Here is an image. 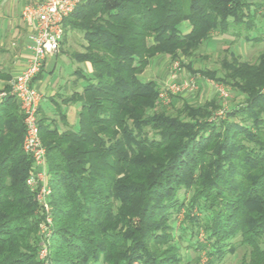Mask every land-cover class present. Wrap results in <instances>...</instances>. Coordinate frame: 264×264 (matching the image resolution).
Segmentation results:
<instances>
[{"label":"trees","instance_id":"trees-1","mask_svg":"<svg viewBox=\"0 0 264 264\" xmlns=\"http://www.w3.org/2000/svg\"><path fill=\"white\" fill-rule=\"evenodd\" d=\"M63 28L82 35L83 52L72 56L91 72L75 96L77 130L60 134L38 118L51 189L48 254L38 259L45 216L26 186L32 162L8 92L0 104V264H201L183 262L172 244L171 221L184 208L181 229L204 231L206 264L234 254V240L250 248L247 264H264V51L253 63L229 52L218 70L197 71L238 101L219 122L210 120L217 99L175 107L180 99L169 96L168 112L158 84L140 80L153 59H190L213 35L249 41L258 28L253 41L263 42L264 2L82 0Z\"/></svg>","mask_w":264,"mask_h":264},{"label":"built area","instance_id":"built-area-1","mask_svg":"<svg viewBox=\"0 0 264 264\" xmlns=\"http://www.w3.org/2000/svg\"><path fill=\"white\" fill-rule=\"evenodd\" d=\"M81 1L39 0L35 4H26L20 13L27 32L25 56L22 69L11 82L9 94L14 96L19 103L24 125L22 149L32 162L26 186L33 194L39 211L45 216L39 226L43 237V245L39 253L43 261L48 254V244L52 233L48 205L51 189L48 186L46 149L41 141L38 126V110L42 95L34 86V82L44 69L47 58L59 52L64 38L63 22ZM173 69L179 70L178 62L173 64ZM215 87L222 101L218 112L221 118L228 109L225 101L230 98L231 94L228 87L223 84H216ZM193 88L192 81L168 82L161 88L159 98L163 103H169V96L179 94L184 90L191 91ZM5 96L6 93H0V98Z\"/></svg>","mask_w":264,"mask_h":264},{"label":"crops","instance_id":"crops-1","mask_svg":"<svg viewBox=\"0 0 264 264\" xmlns=\"http://www.w3.org/2000/svg\"><path fill=\"white\" fill-rule=\"evenodd\" d=\"M38 1L2 0L0 2V93L7 94L10 91L14 76L23 67L27 32L20 17L21 10L26 4H35ZM164 58L170 59L166 56L153 59L141 77L147 81L155 79L154 82L159 87L162 85L160 79L164 76L168 82L175 79L176 72L180 70H174L175 76L172 75L173 64L176 61L170 60L173 64L171 63L166 71L161 70L162 65L155 64L159 62L156 60ZM67 63L68 67H66ZM151 63H153V71L150 69ZM90 72L91 67L88 63L78 62L72 54L68 56L64 51L59 50L57 54L47 58L44 69L34 82V86L42 95L38 118L43 119L45 126L56 129L60 134L68 130H77L80 104L75 100V96L81 93L86 85L85 77ZM154 73L156 78H152ZM182 82L184 81L180 83ZM3 100L4 97H1L0 104Z\"/></svg>","mask_w":264,"mask_h":264},{"label":"rangeland","instance_id":"rangeland-1","mask_svg":"<svg viewBox=\"0 0 264 264\" xmlns=\"http://www.w3.org/2000/svg\"><path fill=\"white\" fill-rule=\"evenodd\" d=\"M2 0H0L1 2ZM252 2H258L264 0H251ZM182 28H186L185 24L182 25ZM245 36V33H243ZM249 38V41L246 40H233L230 37H218L216 35L212 36V42L209 44L204 45L201 47L200 50H198L194 56L190 59L187 58H181L179 61L176 60L179 64V71L176 72L177 76L175 79H173L171 82H177L180 83L181 81H192L194 84L193 90H184L179 94L178 98L180 99L177 103H175V107H180L182 104L181 100H186L189 103H204L206 101H209L213 98L217 99L219 102L220 107L218 109H215L212 112L211 115V121L213 122H219V110L222 106V101L220 100L215 85L220 84L218 82H214L208 78H205L200 73H198V70H215L219 69L220 62L223 60V58H227L229 56V52H235L236 55L239 56L241 61H247L250 63H253L256 61L258 55L264 51V41L258 42L253 41L254 39H257L258 37H261V34L258 33V28L254 31H250L247 36ZM263 37V35H262ZM85 46V42L82 39V35L77 31H71L68 30V32L64 36V42L62 44V47L60 49L61 52L64 51L68 56L82 53L83 48ZM63 57V56H62ZM155 64L162 65L163 71H166L168 66H171L170 64L173 62H170V59L164 58ZM161 61L165 62L163 64ZM181 63L184 64V66H181ZM150 66V69L153 71V63ZM191 65V70L187 69L186 65ZM66 67H68V63L66 64ZM151 71V72H152ZM175 71L173 69V74L175 76ZM147 75V74H146ZM171 75V76H172ZM155 73L152 74V78L155 77ZM164 78V79H163ZM160 79L161 86L160 88H163L165 85H167L168 81L166 79V76ZM187 78V79H185ZM141 81H147L145 78L140 76ZM155 81V79H150ZM186 80V81H185ZM170 82V83H171ZM183 83V82H182ZM229 89V88H228ZM230 90V89H229ZM230 98L225 101V104L230 108V106L234 105L236 102V99H234V96L230 90ZM174 96V95H173ZM169 104V105H168ZM164 106H166V111L171 112L172 107L169 103H164ZM182 198V197H181ZM187 198V197H186ZM188 200V199H187ZM187 202V201H186ZM194 216H197L198 219L201 218V214L198 212L197 209H194ZM201 215V216H200ZM43 221V220H42ZM183 221H186L185 219V208L178 214L174 215V218H172L171 224L173 226V242L172 244L178 248V257L182 259V261H191L195 262L197 260H200L201 264H206L208 261V258L206 256V252L202 251L203 247H207V241L205 239V233L201 229L196 235L191 236L190 229L188 230H182L181 225L183 224ZM52 226V223H50ZM41 225V224H40ZM50 226V225H49ZM195 230V229H194ZM38 236H39V249H38V259L43 261V258L40 256V248L43 245L42 242V234H41V228L38 229ZM235 246V253L234 254H228L224 257V259L219 264H247L249 261V254H250V248L246 245H241L238 240H234L231 242ZM262 246H264V238L262 240ZM217 264V263H214Z\"/></svg>","mask_w":264,"mask_h":264}]
</instances>
